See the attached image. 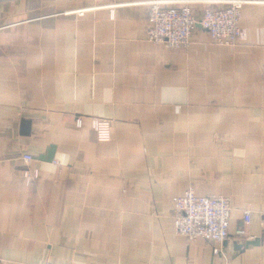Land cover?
Masks as SVG:
<instances>
[{"label": "crops", "instance_id": "1", "mask_svg": "<svg viewBox=\"0 0 264 264\" xmlns=\"http://www.w3.org/2000/svg\"><path fill=\"white\" fill-rule=\"evenodd\" d=\"M153 1L227 4L0 0L1 264H264V0H244L245 41L196 28L187 49L147 40ZM189 189L230 199L220 254L174 233ZM240 228L257 242L234 250Z\"/></svg>", "mask_w": 264, "mask_h": 264}, {"label": "built area", "instance_id": "2", "mask_svg": "<svg viewBox=\"0 0 264 264\" xmlns=\"http://www.w3.org/2000/svg\"><path fill=\"white\" fill-rule=\"evenodd\" d=\"M226 7L206 9L200 18L192 15L190 8L166 6L162 1L150 3L148 21L150 28L147 40L154 44H166L172 49H187L191 44V36L196 28L205 31L214 44L232 47L246 40V32L239 27L240 10L249 1L227 0ZM81 13V12H80ZM75 124L80 127L82 122L76 118ZM112 120L93 118L91 130L97 141L106 142L111 137ZM27 162L33 158L25 155ZM37 172L27 171V181L37 178ZM232 215L230 199L222 196H198L192 189L174 198L172 207V223L174 233L187 241L203 240L212 246L213 254H220V246L229 237V225ZM251 220L249 209L243 211V223L248 225ZM235 238L253 241L244 228L235 231ZM241 242V243H243ZM1 264V260H0ZM44 264H52L47 261Z\"/></svg>", "mask_w": 264, "mask_h": 264}, {"label": "water", "instance_id": "3", "mask_svg": "<svg viewBox=\"0 0 264 264\" xmlns=\"http://www.w3.org/2000/svg\"><path fill=\"white\" fill-rule=\"evenodd\" d=\"M54 146H51L47 151L46 155L38 157L39 161L51 162L54 159ZM257 241H245L244 244H235L234 250H241L242 248H246L250 245H255Z\"/></svg>", "mask_w": 264, "mask_h": 264}]
</instances>
